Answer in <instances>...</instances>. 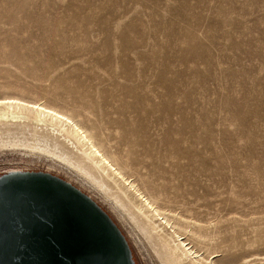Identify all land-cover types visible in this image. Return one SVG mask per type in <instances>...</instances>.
Masks as SVG:
<instances>
[{"label":"rangeland","instance_id":"1","mask_svg":"<svg viewBox=\"0 0 264 264\" xmlns=\"http://www.w3.org/2000/svg\"><path fill=\"white\" fill-rule=\"evenodd\" d=\"M4 95L80 116L163 207L201 222L219 261L264 258V0H0ZM70 147L49 149L71 165L0 146V174L46 171L89 192L75 166L98 174ZM92 199L135 264H162Z\"/></svg>","mask_w":264,"mask_h":264},{"label":"bare ground","instance_id":"2","mask_svg":"<svg viewBox=\"0 0 264 264\" xmlns=\"http://www.w3.org/2000/svg\"><path fill=\"white\" fill-rule=\"evenodd\" d=\"M79 117L40 99L0 96V135L4 137L0 146L44 152L71 165L69 159L49 149L71 145L70 149H75L80 159L98 174V177L89 175L75 166L96 195L85 192L106 205L123 228L129 226L143 236L162 264H225L217 259L218 251L208 250L201 242L202 238L208 239V235L200 233L201 222L163 207L156 196L128 173L122 158L109 152ZM126 232L131 239L130 232ZM263 260L254 261L259 264Z\"/></svg>","mask_w":264,"mask_h":264},{"label":"water","instance_id":"3","mask_svg":"<svg viewBox=\"0 0 264 264\" xmlns=\"http://www.w3.org/2000/svg\"><path fill=\"white\" fill-rule=\"evenodd\" d=\"M0 264H135L124 233L89 195L50 172L0 174Z\"/></svg>","mask_w":264,"mask_h":264}]
</instances>
